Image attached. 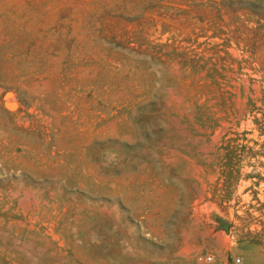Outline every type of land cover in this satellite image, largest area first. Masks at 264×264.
I'll return each instance as SVG.
<instances>
[{
	"label": "rangeland",
	"instance_id": "1",
	"mask_svg": "<svg viewBox=\"0 0 264 264\" xmlns=\"http://www.w3.org/2000/svg\"><path fill=\"white\" fill-rule=\"evenodd\" d=\"M0 264H264V0H0Z\"/></svg>",
	"mask_w": 264,
	"mask_h": 264
},
{
	"label": "built area",
	"instance_id": "2",
	"mask_svg": "<svg viewBox=\"0 0 264 264\" xmlns=\"http://www.w3.org/2000/svg\"><path fill=\"white\" fill-rule=\"evenodd\" d=\"M204 260L206 262H210L211 261V257L210 256H207ZM236 262L239 263V259H237Z\"/></svg>",
	"mask_w": 264,
	"mask_h": 264
}]
</instances>
